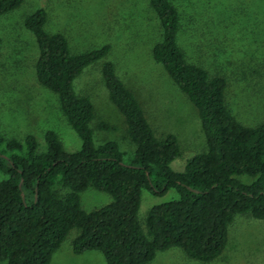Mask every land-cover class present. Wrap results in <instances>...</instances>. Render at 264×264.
Listing matches in <instances>:
<instances>
[{"label": "trees", "instance_id": "trees-1", "mask_svg": "<svg viewBox=\"0 0 264 264\" xmlns=\"http://www.w3.org/2000/svg\"><path fill=\"white\" fill-rule=\"evenodd\" d=\"M21 3L0 0V16ZM148 3L161 28L151 48L152 60L195 107L204 150L193 155L182 172H174L170 163L179 155L176 135H156L134 92L109 60L101 63L102 80L109 101L123 117L124 138L134 149L128 155L113 140L94 144L89 127L94 107L87 95L75 92L73 80L103 59L110 45L74 53L63 34L45 31L46 11L36 9L24 18L38 48L35 76L56 95L81 145L68 152L58 135L47 130L40 151L32 134L17 140L0 133V262L48 264L73 228L80 233L71 242L72 252L98 251L105 264H146L173 246L208 262L222 253L236 214L264 219V123L246 126L231 114L225 79L210 77L188 62L178 45L176 8L169 0ZM96 128L111 126L100 121ZM242 175L252 182L242 183ZM87 188L107 193L110 202L84 211L80 193ZM169 189L178 199L151 207L143 229L137 219L141 191L160 196Z\"/></svg>", "mask_w": 264, "mask_h": 264}, {"label": "rangeland", "instance_id": "rangeland-1", "mask_svg": "<svg viewBox=\"0 0 264 264\" xmlns=\"http://www.w3.org/2000/svg\"><path fill=\"white\" fill-rule=\"evenodd\" d=\"M169 1L179 15L177 43L187 61L205 69L210 77L225 79V103L239 122L246 126L264 123V0ZM36 9L46 11L45 31L63 34L74 53L110 45L103 59L85 67L73 80L75 92L87 95L94 107L95 118L89 124L94 144L113 140L128 155L134 149L124 138L123 117L109 101L102 80L101 63L109 60L117 76L134 92L156 135H176L179 155L170 163L174 172H182L186 162L204 150L195 107L152 60L151 48L160 39L161 28L148 0H22L17 8L1 15L0 133L5 138L22 140L32 134L41 151L44 133L52 130L66 151L81 145L56 95L35 76L38 48L24 18ZM100 121L111 128L97 129ZM239 179L252 182L245 175ZM176 199L174 189L160 196L142 190L137 212L142 228L151 207ZM110 200L107 193L93 188L80 193L81 208L86 212ZM79 233L78 228L71 229L48 264H105L98 251L72 252L71 242ZM227 238L220 256L208 262L192 259L173 246L157 252L146 264H264V219L236 214Z\"/></svg>", "mask_w": 264, "mask_h": 264}, {"label": "crops", "instance_id": "crops-1", "mask_svg": "<svg viewBox=\"0 0 264 264\" xmlns=\"http://www.w3.org/2000/svg\"><path fill=\"white\" fill-rule=\"evenodd\" d=\"M237 236V235H236ZM227 240H228V238H227Z\"/></svg>", "mask_w": 264, "mask_h": 264}]
</instances>
